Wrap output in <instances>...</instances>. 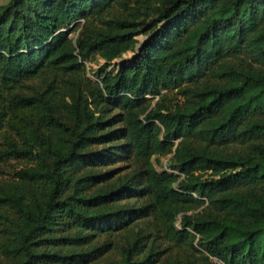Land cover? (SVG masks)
<instances>
[{"label": "trees", "instance_id": "trees-1", "mask_svg": "<svg viewBox=\"0 0 264 264\" xmlns=\"http://www.w3.org/2000/svg\"><path fill=\"white\" fill-rule=\"evenodd\" d=\"M0 175V264H264V0L0 4Z\"/></svg>", "mask_w": 264, "mask_h": 264}, {"label": "rangeland", "instance_id": "rangeland-1", "mask_svg": "<svg viewBox=\"0 0 264 264\" xmlns=\"http://www.w3.org/2000/svg\"><path fill=\"white\" fill-rule=\"evenodd\" d=\"M8 0H0V4H5ZM76 33H71V37L75 36ZM147 38V35L145 34H142L140 36H138L136 39H137V45L135 46V48L132 50V51H128L126 52L125 54H123L119 59H116L115 61L112 62V64H110L107 68H106V71L107 72H110V73H116L117 70H118V66L119 64L124 61V60H131V58L136 54V52L139 50V47L141 46V44L146 40ZM104 61L101 60V59H97L96 61L94 62H91V63H87L86 64V74H87V77L89 79H91L92 81H97L98 79V76H99V72L101 71V69L105 68L103 67L104 66ZM35 83H38V82H35ZM36 85V84H34ZM37 86V85H36ZM164 95H168V97L166 98V102L168 104V106H175V105H179L182 103V100L181 98H179L178 96H176L174 94V92H163ZM148 99H150L148 97ZM156 99L154 100H151V104H150V107H153L154 106V103H155ZM169 158L170 156H153L151 158V162L153 163V165L155 166L156 170L157 171H167L168 173H172V174H178L176 173L175 171H172L170 168H169ZM158 162V165L155 164V162ZM116 168H119V167H126L123 171H121V174L124 175L132 170H137V167L135 165L132 164V168H128V166H123V165H116L115 166ZM1 176V175H0ZM3 177H6L5 175H3ZM124 204L121 203L120 205ZM132 204V203H130ZM178 222H179V218L177 219ZM178 222L176 223V226L178 227ZM214 264H220L218 263L217 261L214 260Z\"/></svg>", "mask_w": 264, "mask_h": 264}]
</instances>
